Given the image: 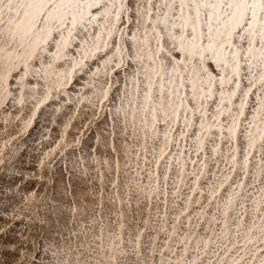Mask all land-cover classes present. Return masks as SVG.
<instances>
[{
	"label": "snow or ice",
	"instance_id": "6c2138e0",
	"mask_svg": "<svg viewBox=\"0 0 264 264\" xmlns=\"http://www.w3.org/2000/svg\"><path fill=\"white\" fill-rule=\"evenodd\" d=\"M0 264H264V0H0Z\"/></svg>",
	"mask_w": 264,
	"mask_h": 264
}]
</instances>
